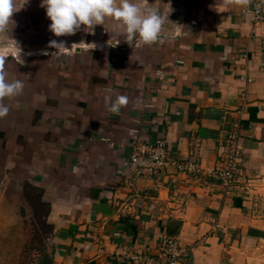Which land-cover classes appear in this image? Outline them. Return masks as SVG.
I'll list each match as a JSON object with an SVG mask.
<instances>
[{
	"label": "crops",
	"instance_id": "1",
	"mask_svg": "<svg viewBox=\"0 0 264 264\" xmlns=\"http://www.w3.org/2000/svg\"><path fill=\"white\" fill-rule=\"evenodd\" d=\"M144 3L170 11L162 43L130 46L114 19L56 37L41 0H17L0 36L8 80L24 82L0 118V222L11 221L7 184L29 182L48 205L51 264H138L132 255H155L163 236L188 249L185 264H238L240 239L264 229L246 195L264 179V24L222 0ZM118 95L129 103L114 114ZM233 129L242 163L226 189L208 174L223 167ZM159 139L171 164L132 174L134 146Z\"/></svg>",
	"mask_w": 264,
	"mask_h": 264
},
{
	"label": "clouds",
	"instance_id": "2",
	"mask_svg": "<svg viewBox=\"0 0 264 264\" xmlns=\"http://www.w3.org/2000/svg\"><path fill=\"white\" fill-rule=\"evenodd\" d=\"M27 3V0H24ZM227 9L230 6L247 7L251 0H222ZM22 6H17V0H0V36L10 32L14 26L12 16ZM41 7L50 20L48 29L54 36L74 35L83 28L93 30L95 25H104L106 19H114L123 29L121 35L126 37L125 41L130 46L151 45L163 42V27L168 21V14H161L156 7H148L144 0H41ZM92 32V31H91ZM17 49V57L20 59V48L14 41ZM93 48L95 47L94 44ZM49 46L56 52L63 53L65 43L63 41L51 40ZM6 57L0 53V118L9 113V107L4 104V99L16 97L23 93L24 82L15 79L8 80L5 71ZM21 60V59H20ZM129 103L128 97L116 96L111 102L108 111L119 114L122 107Z\"/></svg>",
	"mask_w": 264,
	"mask_h": 264
},
{
	"label": "rangeland",
	"instance_id": "3",
	"mask_svg": "<svg viewBox=\"0 0 264 264\" xmlns=\"http://www.w3.org/2000/svg\"><path fill=\"white\" fill-rule=\"evenodd\" d=\"M237 182L238 178L235 184ZM15 184L14 181L10 182L4 189L3 201L12 207L6 210L10 216V224L0 222V264H41L43 256H50L51 246L46 241V237L50 235V227L44 222L45 208L36 204L38 191L34 189V185L27 182H20V186ZM252 188L255 192L246 194L251 203L249 208L256 218L263 220L261 228H264V179ZM248 234L254 238L240 239L237 247L242 256L238 264H264V229L251 228ZM186 258L187 256L184 262Z\"/></svg>",
	"mask_w": 264,
	"mask_h": 264
},
{
	"label": "built area",
	"instance_id": "4",
	"mask_svg": "<svg viewBox=\"0 0 264 264\" xmlns=\"http://www.w3.org/2000/svg\"><path fill=\"white\" fill-rule=\"evenodd\" d=\"M254 18V24H264V0H251L246 8ZM261 67L264 70V39L261 47ZM224 165L222 168L211 171L208 175L226 189H231L239 177L241 167V146L239 134L233 129L225 137ZM171 164L168 140L159 139L154 143L134 146L133 152L127 162V168L135 176H153L162 174ZM179 170L187 173H199L200 168L193 163L174 164ZM188 249L178 242L176 237L163 236L155 255L140 254L136 252L131 259L134 263L142 264H183Z\"/></svg>",
	"mask_w": 264,
	"mask_h": 264
},
{
	"label": "trees",
	"instance_id": "5",
	"mask_svg": "<svg viewBox=\"0 0 264 264\" xmlns=\"http://www.w3.org/2000/svg\"><path fill=\"white\" fill-rule=\"evenodd\" d=\"M27 184H30V183L27 182ZM34 187H35L34 189L38 191L37 196H36V199H35L37 201L36 204H38L40 206H43L45 208L44 222L46 223L45 215H46V212L48 210V205H47V203H45V202H43L41 200V194H42L41 193L42 192L41 189L38 188V187H36V186H34ZM31 203H33V202H31ZM34 210H35V208H34ZM46 225L50 227V231H51V226L49 224H47V223H46ZM41 262H42L41 264H51L50 256H48L47 258L43 256L42 259H41Z\"/></svg>",
	"mask_w": 264,
	"mask_h": 264
}]
</instances>
